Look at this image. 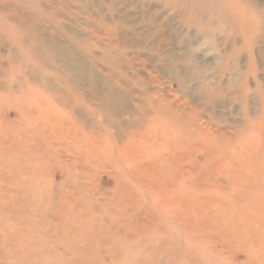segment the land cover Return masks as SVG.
<instances>
[{
  "label": "rangeland",
  "instance_id": "obj_1",
  "mask_svg": "<svg viewBox=\"0 0 264 264\" xmlns=\"http://www.w3.org/2000/svg\"><path fill=\"white\" fill-rule=\"evenodd\" d=\"M0 264H264V0H0Z\"/></svg>",
  "mask_w": 264,
  "mask_h": 264
}]
</instances>
